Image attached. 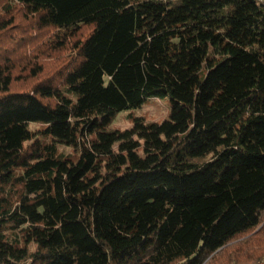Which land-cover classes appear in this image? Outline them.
I'll return each mask as SVG.
<instances>
[{"label": "trees", "instance_id": "obj_1", "mask_svg": "<svg viewBox=\"0 0 264 264\" xmlns=\"http://www.w3.org/2000/svg\"><path fill=\"white\" fill-rule=\"evenodd\" d=\"M260 261L264 0H0V264Z\"/></svg>", "mask_w": 264, "mask_h": 264}, {"label": "rangeland", "instance_id": "obj_2", "mask_svg": "<svg viewBox=\"0 0 264 264\" xmlns=\"http://www.w3.org/2000/svg\"><path fill=\"white\" fill-rule=\"evenodd\" d=\"M177 2L178 0H173V4H176ZM170 103V98L167 95L147 98L137 108L124 109L118 112L113 121L105 127V130L114 131L117 129L122 130L128 128L131 122L130 115L142 117L146 122H162L168 118ZM39 124L40 123L31 122L29 127L35 128ZM59 145L60 147H64V149H69L62 144ZM205 160L206 158L189 156L184 159L185 162L193 164H201Z\"/></svg>", "mask_w": 264, "mask_h": 264}, {"label": "built area", "instance_id": "obj_3", "mask_svg": "<svg viewBox=\"0 0 264 264\" xmlns=\"http://www.w3.org/2000/svg\"><path fill=\"white\" fill-rule=\"evenodd\" d=\"M256 264H264V261H260V262H258V263H256Z\"/></svg>", "mask_w": 264, "mask_h": 264}]
</instances>
